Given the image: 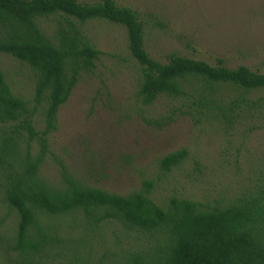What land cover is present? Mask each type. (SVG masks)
<instances>
[{"label":"rangeland","instance_id":"obj_1","mask_svg":"<svg viewBox=\"0 0 264 264\" xmlns=\"http://www.w3.org/2000/svg\"><path fill=\"white\" fill-rule=\"evenodd\" d=\"M116 2L138 12L146 49L162 63L177 54L214 66L219 61L229 68L246 66L264 74V0ZM60 19L52 16L42 24L53 30ZM83 29L101 55L60 111L58 130L50 138L53 154L43 168L46 179L59 180L61 161L92 186L120 195L152 181L151 197L163 207L173 196L226 204L260 184L264 91L249 96L260 100L262 109L234 120L233 127L189 110L181 100L164 97L145 106L138 97L142 72L130 53L127 30L106 20L90 21ZM0 68L17 96L33 100L36 77L28 66L0 54ZM224 93L238 97L241 92ZM183 149L187 159L171 172H162L160 160ZM39 226L48 239L33 264H117L125 252L149 248L143 236L116 221H97L83 211L43 216ZM17 232V213L0 204V264L22 263Z\"/></svg>","mask_w":264,"mask_h":264},{"label":"trees","instance_id":"obj_2","mask_svg":"<svg viewBox=\"0 0 264 264\" xmlns=\"http://www.w3.org/2000/svg\"><path fill=\"white\" fill-rule=\"evenodd\" d=\"M52 16L61 19L49 30L42 21ZM95 20L127 30L130 53L142 72L138 97L145 106L164 97L181 100L189 110L231 127L234 120L262 109V102L249 96L264 91V74L177 54L160 62L146 49L138 12L116 0H0V54L28 66L36 77L29 101L13 92L0 68V204L18 215L19 264H33L45 249L48 237L39 226L41 217L80 211L144 237L149 248L125 252L117 264H264V173L260 184L229 203L173 196L165 207L152 199V181L120 195L92 186L61 161L57 182L44 177L60 111L101 55L83 29ZM234 89L241 92L238 97L224 95ZM187 157L185 149L171 153L160 160V169L169 173Z\"/></svg>","mask_w":264,"mask_h":264}]
</instances>
